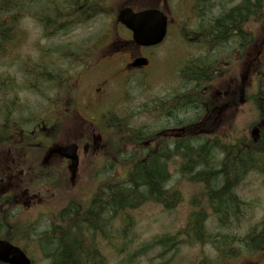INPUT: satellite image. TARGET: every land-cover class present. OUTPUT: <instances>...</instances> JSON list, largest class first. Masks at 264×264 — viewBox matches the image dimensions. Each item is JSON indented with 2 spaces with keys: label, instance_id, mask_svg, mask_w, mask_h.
Segmentation results:
<instances>
[{
  "label": "trees",
  "instance_id": "16d2710c",
  "mask_svg": "<svg viewBox=\"0 0 264 264\" xmlns=\"http://www.w3.org/2000/svg\"><path fill=\"white\" fill-rule=\"evenodd\" d=\"M113 1L0 0V62L4 53H7L5 59L8 58L11 47L18 41L17 32L23 19L30 17L37 21L43 28L46 38L69 36L77 26L101 13H108L109 3ZM213 1L195 0L194 5L198 10V15L195 28L189 30L188 35L197 44L204 43L208 33L212 34L210 38L214 40H218L220 36L225 48L232 44L234 47L242 45L250 39L252 46L256 38L253 29L254 22H261L264 19V0H235L232 5L234 7L228 10L224 5L226 0H219V7L224 11L222 14H216L217 10L213 8ZM249 24H251V32L248 31ZM183 30L184 33L187 31L186 28ZM48 53L60 54V48L49 50ZM62 55L75 63L82 61L78 54H66L65 52ZM224 59L227 60L226 56ZM41 60V63L33 65L32 68L27 65L26 67L31 69L25 72L43 73L44 75H41L39 79L44 82L45 80L48 82L56 79L65 80L64 73L53 74V72H65L66 70L58 68L55 71L51 57H42ZM216 64V56L202 55L188 62L180 70V87L199 88L200 91L176 94L178 98H184L180 101L182 106L180 104L175 106L177 117L188 118L193 115L197 108L196 104L202 112L200 103L204 101L215 108L218 102L215 103L210 98V90L207 91L206 100L201 90L220 79L213 74ZM255 77L256 91L248 96L247 101L254 106L257 114L252 127H260V137L256 141L248 136L246 140L235 138L234 140L224 139L221 142L218 138H214L211 142L209 132L215 130L213 128L220 124L221 118L217 109H214L211 114L207 112V116L201 113L198 117H193V120L199 124L191 127L190 137H199L196 139L197 144L190 142L176 144V150L183 155L174 159L175 164L180 163L178 168L180 177L189 183L206 186L203 187L200 197L207 198L206 206H209L214 213V221L207 220L206 208L199 206L200 211L190 216L187 227L174 234L155 237L151 242L134 249L135 251L128 254L127 264L137 263L139 258L156 249L161 250V257L170 255L166 264H173L182 246L195 244L211 245L215 251V258L204 259L200 264H237L244 255L249 253L252 255L264 250V220L254 225L244 235L237 234L240 229L239 224L248 214V205L245 206L243 204L245 201L241 198L237 200L232 189L233 185H242L253 172L264 175V70L258 69ZM59 84L60 88L65 87L64 83L59 82ZM236 84L241 95L244 85ZM6 85L7 83L0 81L1 102L5 106L0 108L1 136L6 135L9 129L16 127L17 123L23 122H16L19 120V117L15 116L16 102L7 100L14 84L10 83L7 87ZM230 89L229 87L228 93ZM237 93L238 91H235L233 98L225 104L222 103L220 110L223 114L239 106V101L236 102ZM30 120L33 119L29 118L28 121ZM202 122H204L203 125H201ZM124 126L130 128V121ZM150 130H153L152 127L144 126L142 130L134 131V137H130V133L127 132L123 135L121 133L120 137L123 139L127 137L126 139H129L127 143L137 146L141 144V140ZM118 135L117 132L113 137ZM120 137H117L118 145L114 142L112 145L113 151L117 152L118 156L124 145ZM121 163L128 166L123 178L115 179L112 176L109 181L104 182L98 187V191L87 206L81 201L71 203L62 211L61 222L58 225L55 224L51 231L37 238L41 249L39 251L46 260V264H108L99 239L114 248L117 255L131 250V238L136 227V221L131 215L132 211L146 204H156L166 210H173L178 203L182 202L179 192L171 191L170 185L173 179L168 174V164L171 163V158L155 155L145 158L134 154L127 155ZM171 202L174 203L171 204ZM193 204L196 203L193 202ZM0 223V230L3 229V232L7 234L5 236L11 242L16 240L11 236V232L22 234L23 240L31 237L29 229L16 224L17 222L9 218V215L0 220ZM115 240L121 242L119 247L115 246Z\"/></svg>",
  "mask_w": 264,
  "mask_h": 264
},
{
  "label": "rangeland",
  "instance_id": "374dc122",
  "mask_svg": "<svg viewBox=\"0 0 264 264\" xmlns=\"http://www.w3.org/2000/svg\"><path fill=\"white\" fill-rule=\"evenodd\" d=\"M190 1L114 0L109 3L108 9H110V13L112 10L115 13L117 10L128 5L140 9L150 5H162L171 18L169 37L164 44L160 45V47H154L150 52L153 55L152 67L149 70L126 78L125 81H121L120 76L116 72L102 67L103 59L95 54L106 55L111 49V43H116V45L123 47L125 50L123 53L114 52L113 57L118 54L127 56L139 53L131 43V33L117 24L114 26L112 23L113 18L110 14L99 15L86 24L77 27L69 37L55 36L53 39H46L42 27L33 18L27 17L23 19L17 32L18 41L11 47L12 49L7 59H5L7 53L2 52L4 55H2L0 62V81L4 84L7 83L6 87L10 83H13L15 87L14 91L16 93L12 92L7 97L8 101L12 100L16 102L15 116L23 121L37 116L40 117L39 120L42 122L43 115H46L44 110L49 109L52 100L55 98L54 92L45 89V85L33 88L24 79V73H28L25 71H29L33 65L41 63L42 57H51V63L55 71L58 68L70 71L71 75L68 76L69 79L72 76H76L74 74L76 71L82 69L80 66L71 69L73 63L71 60L58 57V54H47L50 48L58 46L63 47L66 50V54L94 53L89 62L91 71L85 68L81 72L83 79L86 78L83 81L81 80L80 87H77V84L73 80L71 81V86L78 88L81 102L84 106L85 104H90L91 99L89 94L92 91L98 88L104 80L110 81L112 90L109 92L108 88L107 94L102 98V105L107 106L109 103H115L118 105V110L123 109L120 117H130L127 119V122L130 121V128L125 126L118 128L116 133L118 132L119 135L117 137H120L121 133L123 135L124 132L130 133L134 137L132 129L142 130L144 125L148 124L143 115L135 114V112L140 111L142 103L148 101L146 98H149L150 101L157 96L168 94L172 88L180 87V70L190 60L201 56L199 47L187 44V41L182 38L189 34V30L195 28L194 14L188 5ZM231 1L226 0L224 2L225 7H230ZM216 2L214 0L213 4L217 5ZM213 14L215 16L214 12ZM254 23L253 29L256 40L251 46V55L247 54L239 64H233L229 72L221 74L220 79L208 87L210 98L215 103L225 104L235 96V91H238L236 102L239 101V106L235 109L227 110L223 115H220V124L213 128L215 129L214 133L220 135L225 140H234L235 138L246 140V137L250 135V130L254 127H252V124L256 121L257 114L255 108L247 101V98L254 91L253 76L255 70L264 69V19L261 22L255 21ZM183 28L187 29L185 33ZM188 40H191V42L195 41L192 37H188ZM146 53H149V51H145V55ZM27 65H30L29 67L31 68L26 67ZM11 78L14 79L11 81ZM52 83L54 85L55 81ZM236 83L244 85L241 95ZM229 87L231 88L230 93L227 91ZM145 88L151 90H147L143 94ZM5 92L9 93L8 91ZM42 93L43 95H41ZM122 96L123 98L119 100L118 97ZM1 101L2 97L0 96ZM1 107H5L3 103H0ZM101 109L95 112L82 110V113L85 114L86 118L94 117L102 112ZM34 124L35 122L24 126L22 130L25 133H30L34 128ZM44 127L47 128V132H50L49 128L51 125L46 123ZM87 129L88 127H78L72 123L64 125L62 131L57 133L48 149L53 150L60 146H66L74 143L76 140H81L82 145H85V141L90 147L94 145L95 148L91 157H89L90 153H83L82 151L80 155V168L77 172L68 170L65 174L61 173L64 179H66L64 181L61 180L57 189H50L48 192L39 190L44 186V181L39 182V185L22 186L20 188L21 192L16 197V205L4 204L0 206V220L9 214V218H13L17 222L16 224L21 225L24 229H29V233L30 231L32 232V236L27 240H23L22 234L17 232H11V236L16 238L15 241L18 243V246L26 251L35 264L47 263L39 251L41 249L37 238L41 234L50 231L52 223H59L61 209L69 201H81L84 205H87L98 187L104 182L109 181L112 176L115 179L125 176L128 166L121 163L122 159L126 158L127 155L138 153L136 150L138 145L134 146L127 143L129 140L126 139L127 137H124L125 139L120 137L124 141L120 155L108 154L105 152L104 140L97 141L95 145L93 137L88 136ZM102 137L104 139V136ZM117 137L109 135L108 138L112 141V145L113 142L118 145ZM88 145L85 146L88 147ZM114 147L116 148L117 146ZM11 148L9 144L0 145V164L12 161L13 155L8 156V151ZM22 149V153L26 152V149ZM38 155L37 153L35 156ZM179 167V162L170 167L171 179L175 183L171 187V191L179 192L182 202L178 203L173 210H166L164 207L156 204H146L136 211H132L131 215L136 221V227L131 238V250H126L124 254L117 255L114 248L109 247L107 242L99 239L100 247L108 260V264H127L128 254L135 251L134 249L151 242L155 237L174 234L180 229L187 227L190 216L197 211L199 205L204 204V200L200 197V186L191 185L183 180L177 171ZM55 177L56 174L41 175L40 173H34L31 176L32 179L47 178L52 180ZM26 187L30 189L27 194H24L27 191ZM6 191H8L6 188L1 189L3 193ZM239 192L244 200L251 201V212L239 224L240 229L237 231V234L244 235L254 225L264 220V175L256 172L251 173L240 187ZM29 196H32L31 203H28L26 199ZM193 202L197 205L193 204ZM173 203L171 202V204ZM243 204L246 206L247 202L245 201ZM208 213H211V211L208 210ZM212 227L214 228V226ZM114 244L116 247H119L121 242L115 240ZM160 254V249L151 250L147 255L139 258L135 264H166L170 255L161 257ZM260 255L252 256L251 261L246 256L244 258L241 257L238 262L240 264H257L255 262L259 261ZM213 258H215V251L211 245L195 244L193 246H182L179 255L173 260V264H200L204 259Z\"/></svg>",
  "mask_w": 264,
  "mask_h": 264
},
{
  "label": "flooded vegetation",
  "instance_id": "af4514ba",
  "mask_svg": "<svg viewBox=\"0 0 264 264\" xmlns=\"http://www.w3.org/2000/svg\"><path fill=\"white\" fill-rule=\"evenodd\" d=\"M195 0H193L194 2ZM217 5H214L213 8L217 10L216 14H222L223 8L219 7L220 5L219 0H216ZM231 7L226 8V10L231 9L233 5V0L231 1ZM155 8V7H153ZM140 9V8H138ZM143 9V8H141ZM193 14L196 17L198 14V10L195 9V5L193 6ZM169 19V25H170V18ZM196 19V18H195ZM248 31L251 32V26H248ZM212 34H208L205 39V42L202 43V45L196 44L197 47H199V50L201 52V55H210L211 57H217V64L214 70V75L221 76V74L229 72L225 71L226 69L224 66L229 65L230 63H240L242 59L248 54L251 55V39L247 43H242V45H234L227 46L226 48L223 47L219 36L218 40H214L213 38H210ZM113 42V41H112ZM118 44V43H117ZM133 44V43H132ZM217 44V46L215 45ZM134 47L139 51L137 55H121L118 54L117 56L113 57L114 52L115 53H123L125 52L124 48L121 46H118L111 43V49L108 51V53L101 57L102 64L101 66L104 68L111 69L112 71L116 72L118 76H120V80L125 81L126 78H129V76L136 75L137 73L144 72L148 70L150 67H152V61H153V55L150 53L154 47H139L136 44H133ZM145 51H149V53H146ZM226 56V59L224 57ZM92 56L89 53L88 58L90 59ZM139 58H146L148 60V65L144 67H134V61ZM91 66V65H90ZM90 66L83 67V70L87 68L91 71ZM211 68V67H209ZM82 70V71H83ZM95 72V71H93ZM106 72V70H105ZM43 75L41 72H35L32 76H28V79L32 78V81H30L32 84H41L43 81L42 79H39L40 76ZM76 76L72 77L71 80H68V87L60 88V84H63L60 80L57 79V85L56 87V97L55 102L52 103V107L50 110H53L54 113H51V117L49 118V122H52L53 126H59V131H62V127L68 123H72L75 126H83L88 127V136H92L94 140V144L96 145V142L99 140H104V148L105 152L108 154H116L117 152H114L112 149V141L108 138L109 135L113 136L118 128H122L125 123L127 122V119L130 117L128 116H122L120 115L123 112V109L118 110L117 104H108L107 106L102 105V98L107 94V90L109 88V92L112 90L111 83L108 80H104L98 88H96L94 91H92L89 94V97L91 99L90 104H85L83 106L81 102V97L78 91V88L71 86V81L73 80L75 84H77V87H80L81 80L83 81V75L80 72L75 73ZM76 79V81H75ZM59 81V82H58ZM73 82V83H74ZM122 85V84H120ZM147 90L151 89H144L143 94ZM207 88H203V95L204 100H206V94H207ZM197 92L200 91L199 88H185V87H177L172 88L171 91L168 92V94H163L161 96H157L149 101V98H146L148 101L142 103V107L140 111L135 112L136 115L141 114L146 119V126L153 127L154 130H150L147 132V136L141 140V145L139 146L137 152L139 156L141 157H149L151 156H161V157H167L174 159L176 157H182V153L178 152L176 150V144L178 142H187V143H193L197 144L198 141L196 140L197 136L190 137V129L193 126H197L199 123L193 120V117H198L201 115V113L204 115L207 112L211 114L214 109H217V112H219V115H223L222 105H216L215 108H213V105H208L206 101L200 103V106L202 107V112H200V108H198V104H196L197 108H195V112L193 115H191L188 118H180L177 117L175 114V106L177 104L182 105L180 101L184 98H178L176 96L177 93H189V92ZM122 97H120V100ZM121 105V104H120ZM102 112L99 113L98 116L89 117L86 118L85 114L82 113V110L89 111V112H95L98 109ZM219 109V110H218ZM200 112V113H199ZM208 114V113H207ZM206 114V116H207ZM49 115V113H48ZM192 117V118H191ZM47 119V117H46ZM204 122H202L201 125H203ZM145 126V125H144ZM114 132H111V131ZM141 130V129H138ZM136 130V131H138ZM135 131V130H133ZM111 132V133H110ZM42 133V134H41ZM39 136L41 134V137H50L51 133L47 132L45 127L43 126V123L38 124L33 131V135ZM45 134L47 136H45ZM104 136V139L103 137ZM15 140H22L24 141L27 136L24 134L23 130H15L13 135ZM214 138H218L219 141H223L222 137L214 131L209 132V139L212 142ZM41 139V138H40ZM72 144H76L78 146V154H79V165L77 169L74 167L72 162L70 160H67L61 156L60 149ZM66 146H60L53 150H40L36 149V151L31 150H25L26 152L22 153V148H26L23 143L16 142L15 145L8 151V156L13 155V159L11 162H6L3 164H0V197H17V195L21 192L20 188L25 185H39V182L44 181V186L40 188L39 190L43 192H48L50 189H57L58 184L62 181H64V177L61 175V173L68 172L70 170L71 172H77L80 168V162H81V153L83 151L90 153L89 157L93 155V149L95 146L93 145L90 147L88 143L85 141V145H88L86 147L85 145H82L81 140H76L74 143H71ZM37 148H40L39 143H37ZM39 154L38 156H35L36 154ZM170 164V163H169ZM169 164H168V174H169ZM76 169V170H75ZM34 173H40L42 174H56V177L52 179H39L35 178L32 179L31 176ZM54 181H57L58 184H54ZM49 182H51L49 184ZM206 187V186H203ZM6 188V192H1V189ZM30 188L26 187V192L24 194H27ZM232 189L234 191V196L238 200L240 192H239V185H233ZM238 190V191H237ZM28 203H31L32 196H29L26 198ZM72 201H69L64 208L61 209L59 214V221H61L62 218V211H64ZM261 257L259 258V261L255 262L257 264H264V251H262ZM251 261V255L247 257Z\"/></svg>",
  "mask_w": 264,
  "mask_h": 264
},
{
  "label": "water",
  "instance_id": "95a60500",
  "mask_svg": "<svg viewBox=\"0 0 264 264\" xmlns=\"http://www.w3.org/2000/svg\"><path fill=\"white\" fill-rule=\"evenodd\" d=\"M119 21L133 32L134 41L140 46H155L160 44L166 34L168 21L165 14L159 10H146L135 13L131 8L124 9L119 15ZM146 59H138L134 66H145ZM77 146H69L62 155L75 161L78 165ZM0 263L2 264H32L31 259L19 247L10 242L0 240Z\"/></svg>",
  "mask_w": 264,
  "mask_h": 264
}]
</instances>
